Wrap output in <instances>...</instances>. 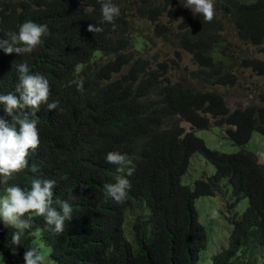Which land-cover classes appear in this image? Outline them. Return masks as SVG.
Returning a JSON list of instances; mask_svg holds the SVG:
<instances>
[{
  "label": "trees",
  "instance_id": "trees-1",
  "mask_svg": "<svg viewBox=\"0 0 264 264\" xmlns=\"http://www.w3.org/2000/svg\"><path fill=\"white\" fill-rule=\"evenodd\" d=\"M114 2L121 9L115 30L111 23H101L98 0L0 1V36L17 33L28 20L49 28L32 53L8 55L0 49V94L15 92L18 73L13 61H26L30 74L49 80V102L58 100L63 109L41 106L35 117L41 143L28 158L29 169L15 175L8 186L30 188L36 177L54 179V201H67L73 208L63 233L55 232L42 216L26 214L29 224L16 255L11 252L16 229L0 220L3 264H24L27 248L37 249V235L58 264H196L206 244V229L198 220L194 199L215 194L223 178L231 185L227 206L242 197L247 205L239 216L227 217V245L211 259L214 264H232L240 253L243 263L250 264L256 254L264 253V163L243 144L254 127L264 131V106L231 109L221 92L208 87L236 83L239 68L264 73V59L236 54L238 42L227 32L230 23L239 42L256 46L264 55V0H215L211 22L187 16L176 29L156 20L162 13L176 14L171 8L175 0ZM133 16L156 20L153 33L130 32ZM89 24L103 31L89 32ZM158 36L174 46L168 60H156L157 53H135L140 46L155 45ZM180 49L191 54L195 68L188 76L194 83L173 79L168 71L179 68ZM81 81L83 88H78ZM174 115L197 128L208 125V115L227 122L231 127L226 135L239 149L222 152L208 147ZM0 116L11 122L2 106ZM116 150L132 160V176L106 162L107 153ZM197 151L215 171L184 184L181 175ZM32 164L38 166L37 173L30 171ZM121 176L131 188L127 200L117 203L105 196L104 185ZM4 187L0 184V195ZM133 208L137 211L131 214ZM125 215L131 216L133 242L124 234Z\"/></svg>",
  "mask_w": 264,
  "mask_h": 264
},
{
  "label": "clouds",
  "instance_id": "clouds-1",
  "mask_svg": "<svg viewBox=\"0 0 264 264\" xmlns=\"http://www.w3.org/2000/svg\"><path fill=\"white\" fill-rule=\"evenodd\" d=\"M114 1L118 0H98L101 4V23H111L113 30L117 27L115 20L121 14L119 5ZM124 1L132 4L136 0ZM176 2L175 0L171 8L175 6ZM180 3L185 8L191 9L193 15L202 16L205 22H211L215 17V0H180ZM175 15L168 16L167 13H162L156 20L165 23L170 28L171 25L163 22L161 17H174ZM133 17L135 21L138 19L147 20L145 18H136V16ZM156 20H148L152 24L151 30H153ZM171 27L173 28V26ZM87 30L97 33L102 32L103 28L89 24ZM48 33L47 24H39L28 20L19 26L17 33H6L4 36H0V49L8 55L13 53L19 55L32 53L43 43V37ZM158 37L164 41L162 37ZM164 43L174 49L173 45L167 42ZM135 53H138L137 50H135ZM145 55H147L146 52ZM162 59L168 60L167 57H163L160 60ZM156 60H158L157 56ZM13 68L18 73V83L15 92L0 94V106L3 107L7 116L11 117V122H8L3 116H0V184L5 185L3 194L0 195V220L3 221L5 227L16 229L11 234V244L15 245V247L11 248V252L16 255L17 248L21 245V239L24 236V229L29 224V220L25 219L26 214L34 213L37 216H42L47 225L54 226L55 232L63 233L65 222L72 220L73 208L67 201H54L53 190L56 186V180L54 179L36 177L31 181L30 188H24L20 185L8 186L9 181L15 175L25 169H29L28 158L31 152H34L41 143L38 128L40 121L35 118L41 106L46 105L48 111L57 110L58 108L61 112L63 111L58 100L49 102L52 95L51 85L44 75L39 73L30 74L29 65L26 61L18 64L13 61ZM253 70L264 74L256 69ZM78 88H83V81L79 83ZM250 104L264 106L263 103ZM253 130L264 134V131L258 127H254ZM254 153L257 156V153ZM256 161L262 163L258 160V157ZM106 162L117 165L118 172L124 173L126 170L127 176L134 174L135 168L132 160L127 154H122L118 150L109 151L106 155ZM30 171L37 173L39 168L36 164H32ZM130 188V181L121 176L117 178L115 183H106L104 185V193L106 197H111L117 203H123L128 198ZM23 260L24 264H47L45 255L36 248H27L24 252Z\"/></svg>",
  "mask_w": 264,
  "mask_h": 264
},
{
  "label": "rangeland",
  "instance_id": "rangeland-1",
  "mask_svg": "<svg viewBox=\"0 0 264 264\" xmlns=\"http://www.w3.org/2000/svg\"><path fill=\"white\" fill-rule=\"evenodd\" d=\"M1 1V0H0ZM129 1V0H128ZM175 6L172 7L175 10L176 15L174 17L162 16L163 22L168 23L176 29L178 22L187 16H193L191 9L185 8L180 0H176ZM127 18H130L128 16ZM151 23L148 20L138 19L134 22L130 32L136 31V28L143 33H153L151 30ZM131 27L130 24H127ZM227 32L233 41L238 42L239 49L235 51L240 55L257 56L264 59L262 52L258 51L256 46L252 44L239 42L233 35V28L228 23ZM138 33V32H137ZM160 38H156L155 45L140 46L138 53L150 54L157 53V59L160 60L163 57L169 58L173 56V47H167ZM181 50V49H180ZM181 57L179 61V68H169V72L173 79L181 78L184 83H194L189 78L188 70L195 68V64L191 59V54L185 50H181ZM186 66V67H184ZM237 81L234 85H222L215 84L208 88L215 89L221 92L224 99L227 101L229 107H244L250 103H263L264 104V74L257 73L250 67L239 68L236 71ZM179 119V123L185 130H193L194 133L200 136L205 144L213 149L232 152L239 149L240 146L233 143L226 135V128L231 127L225 121H217L216 117L208 115V125L205 128H195L183 118H179L178 115H174ZM246 149L252 150L257 153L258 160L264 163V134L257 130H253L248 141L243 145ZM215 171L214 164L207 160L200 152H194L189 157V162L186 170L181 175V182L184 184L192 185L194 179L201 176L207 177ZM231 185L226 178H223L220 182V189L215 194H200L195 197L194 204L198 212V220L204 225L206 229V244L199 252V258L196 264H214L211 256L218 251L221 247L227 245L229 231L231 230V224L227 217L230 215L239 216L242 210L247 205V198H240L235 204L227 206L230 202ZM137 209L130 210L131 214L136 213ZM147 211V209H145ZM123 230L126 237L133 242L131 234V216L125 215L123 222ZM37 250L40 251L46 257L47 264H58L49 256L50 247L46 245L37 235L36 236ZM245 264L243 259L238 253L232 264ZM0 264H3L2 256L0 254ZM250 264H264V253H258L255 255L253 261Z\"/></svg>",
  "mask_w": 264,
  "mask_h": 264
}]
</instances>
